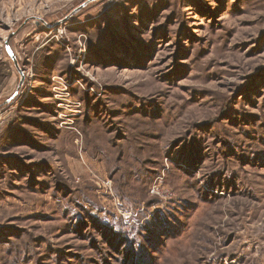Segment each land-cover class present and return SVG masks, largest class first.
Wrapping results in <instances>:
<instances>
[{
  "label": "rangeland",
  "instance_id": "rangeland-1",
  "mask_svg": "<svg viewBox=\"0 0 264 264\" xmlns=\"http://www.w3.org/2000/svg\"><path fill=\"white\" fill-rule=\"evenodd\" d=\"M0 115V264H264V0H0Z\"/></svg>",
  "mask_w": 264,
  "mask_h": 264
},
{
  "label": "built area",
  "instance_id": "built-area-1",
  "mask_svg": "<svg viewBox=\"0 0 264 264\" xmlns=\"http://www.w3.org/2000/svg\"><path fill=\"white\" fill-rule=\"evenodd\" d=\"M3 124H4V118L0 115V125H3ZM155 191L159 192V187L158 186L153 188V192H155Z\"/></svg>",
  "mask_w": 264,
  "mask_h": 264
},
{
  "label": "water",
  "instance_id": "water-1",
  "mask_svg": "<svg viewBox=\"0 0 264 264\" xmlns=\"http://www.w3.org/2000/svg\"><path fill=\"white\" fill-rule=\"evenodd\" d=\"M20 72L22 73V70H20Z\"/></svg>",
  "mask_w": 264,
  "mask_h": 264
}]
</instances>
